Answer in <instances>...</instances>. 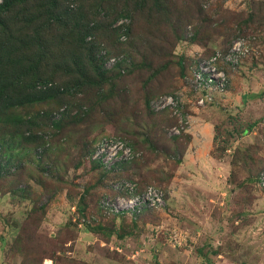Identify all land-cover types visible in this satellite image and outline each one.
<instances>
[{"label":"rangeland","instance_id":"obj_1","mask_svg":"<svg viewBox=\"0 0 264 264\" xmlns=\"http://www.w3.org/2000/svg\"><path fill=\"white\" fill-rule=\"evenodd\" d=\"M48 10L66 19L26 28L25 14L39 27ZM105 10L130 14L133 24L125 44L109 43L111 20L93 40L97 58L107 57L104 89L113 91V107L90 88L92 75L79 92L66 93L77 81L61 51L70 35L59 32V25L91 28L108 19ZM238 37L249 40L250 54L230 71L226 93L198 108L188 92L197 58ZM104 45L110 53L99 54ZM17 48L26 57L45 49L40 71L52 81L35 82L38 68L21 62ZM87 48L81 60L90 69ZM0 53L8 76L50 96L0 112V264H264V0L22 1L0 14ZM112 57L121 63L110 65ZM177 95L178 110L157 107ZM103 137L134 146L125 170L102 171L90 161ZM118 179L161 188L164 207L108 213L102 200L115 196Z\"/></svg>","mask_w":264,"mask_h":264},{"label":"trees","instance_id":"obj_2","mask_svg":"<svg viewBox=\"0 0 264 264\" xmlns=\"http://www.w3.org/2000/svg\"><path fill=\"white\" fill-rule=\"evenodd\" d=\"M22 1H28V0H4V3L2 5H0V14L2 12L5 13V12L9 11L10 8L14 4H16L18 2H22ZM136 1L141 2L143 0H136ZM200 1H202V0H200ZM140 5L141 4L138 3L137 6L139 7ZM103 14L108 19H102L101 18V22H99L95 26H94V24H92L94 27L91 26V28L89 26H87L86 28L83 29V26H80L76 30H69V28H67V26L65 27L64 25H61V26L59 25V29H60L59 32H62V35L67 31L70 35V37L65 38L64 43H62V45H61L62 50L61 51H64L65 63L67 64L68 67L72 68L71 73L75 74L76 81H77L76 86L66 88L67 89L66 93L67 94H75V93L79 92L81 90V87L84 85L85 81L88 79V77H89L88 75H92L93 77L97 78V82H96V86H91L90 88L94 89V90L96 89L97 91L100 89L101 95H102L101 97L103 99L100 103H102V104L105 103L108 107H113L111 104L113 91H108V90L104 89L105 83L110 82V79H111V76L109 75L108 70H106V68L104 69V65H105L104 64V58H106V60H107V57H104V58L99 57V59H101L102 62H101V60H99L97 58V55L94 54V51L97 48H99L98 46L100 44H96V42L93 40L96 36V33L100 30V27L98 25L105 23L104 22L105 20H111V25L113 24V29L111 28V25H110V28H111V31L113 33L114 38H110L109 43L113 44L114 42H116V40L117 41L119 40L121 43L125 44L128 42L133 24H130L128 21V19L131 17L130 14H123L122 12H120V13L116 12L115 14H113L111 11L108 12L107 10H105ZM61 16H63V15L60 14L59 16L55 17L54 14H51L50 11L48 10V11H46V14H45L44 24L40 25L39 27L37 26V24H38L37 19H35L36 16L32 15V13L25 14L22 19L25 21L26 28H29L30 30H33V29L43 30V29L49 28L53 22H56L57 20H61ZM65 19L66 18H64V16H63V20H65ZM123 20H127V22L123 23L122 25H117L120 21H123ZM60 22H63V21H60ZM65 24H66V22H65ZM123 35L126 36V41H124V42L121 39ZM85 40L90 41V42L86 43ZM64 46L67 47V50H65ZM86 46H88V48H87V51H88L87 63L89 62L88 66L90 67V69H88L87 64H85L81 60V54L83 52V49H86ZM106 47H108V46H106V45L102 46L99 50L100 51L99 54L101 53V51L107 50V52H109V50ZM228 47L223 48V50L228 49ZM3 51H5V49H3ZM15 51L19 57V60H21V62L25 61V63L29 64L28 67L30 69H33L34 67L38 68L37 71L39 72V76L35 82H37L39 78H41V80H44V81H48V80L52 81L50 78L53 76L48 75L49 73L46 76H44V75L42 76L41 71H40L41 66L44 63L47 64L49 61V57L47 56L45 49L38 52L36 55L31 56V57L24 56V48H17ZM212 53L211 54L209 52L205 53V56L208 57V56L212 55ZM112 56H115V55H112ZM4 57H6V56L2 55L0 53V112H4V111H6V113L14 112V111L16 112L19 109L25 110L26 108H29V107L32 108L35 105L46 103L47 100H49L47 97H50L49 92L47 93V91H44V90L43 91H37L35 89V84L26 83L25 85H23L22 79L20 77L15 79L12 72L10 73L9 76L7 75L9 67L5 64ZM19 60H17V62H19ZM58 70L59 69L57 68L56 71L60 75ZM118 72H120V70ZM74 90H75V92H74ZM110 93H111V96H110ZM103 95H106L108 97H105ZM102 104H101V107H102ZM103 108H106V107L103 106ZM148 118L151 119V117H148ZM12 121L17 125L26 127V123L23 119H13ZM5 125H6V127L10 128V126L7 122L5 123ZM100 140H97L93 144L92 148L90 149L89 159H90V156L92 155V153L94 152L96 145L98 144V142ZM128 143L130 144V146L132 147V149L136 153L134 146L129 141H128ZM145 145H148V143L146 142ZM131 163H132V161L123 164L121 166V170H125L129 166V164H131ZM93 164L98 166L101 170L103 169L100 164H97V163H93ZM3 165L4 164L0 163V171H2L4 169ZM128 180L133 181L132 179H128ZM143 190L144 189H142L141 186L139 185V191L141 192Z\"/></svg>","mask_w":264,"mask_h":264},{"label":"built area","instance_id":"obj_3","mask_svg":"<svg viewBox=\"0 0 264 264\" xmlns=\"http://www.w3.org/2000/svg\"><path fill=\"white\" fill-rule=\"evenodd\" d=\"M210 0H203L204 3ZM127 20L120 21L122 25ZM126 41V36H122ZM251 45L248 39L240 37L236 39L226 50L217 49L212 55L206 57L200 55L193 69L190 78L188 92L194 98V105L198 108L208 107L216 103L218 96H222L230 85V71L237 70L241 63L251 52ZM122 59L112 57L110 65L117 66ZM49 87L52 84H48ZM183 98L179 95L166 97L157 103L159 109L172 107L178 110L181 107ZM135 152L127 141L116 137H104L95 147L90 156V161L100 164L107 171L121 170V166L135 158ZM264 183V174L260 177ZM111 191L115 196H108L102 200V208L113 215H132L146 211H155L164 207L166 203L165 192L156 186H149L139 191L136 182L128 179H118L111 182Z\"/></svg>","mask_w":264,"mask_h":264},{"label":"crops","instance_id":"obj_4","mask_svg":"<svg viewBox=\"0 0 264 264\" xmlns=\"http://www.w3.org/2000/svg\"><path fill=\"white\" fill-rule=\"evenodd\" d=\"M207 131L209 132V130H207ZM202 133H203V131H202ZM189 154H190V153H189ZM188 156H189V155H187L186 158H187Z\"/></svg>","mask_w":264,"mask_h":264}]
</instances>
